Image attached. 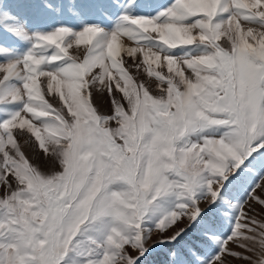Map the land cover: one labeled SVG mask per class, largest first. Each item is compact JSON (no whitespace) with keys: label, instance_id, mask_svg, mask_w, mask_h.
<instances>
[{"label":"snow or ice","instance_id":"6c2138e0","mask_svg":"<svg viewBox=\"0 0 264 264\" xmlns=\"http://www.w3.org/2000/svg\"><path fill=\"white\" fill-rule=\"evenodd\" d=\"M0 73V264H264V0H0Z\"/></svg>","mask_w":264,"mask_h":264},{"label":"rangeland","instance_id":"374dc122","mask_svg":"<svg viewBox=\"0 0 264 264\" xmlns=\"http://www.w3.org/2000/svg\"><path fill=\"white\" fill-rule=\"evenodd\" d=\"M157 2L166 3L167 0H157ZM225 40H226V38H222L221 43L224 44ZM85 50L86 49L84 48V46H80L79 49H77L74 46L69 51L72 55L77 56L79 58H82ZM118 59H122L125 62V67H128L129 72L133 75V77L137 81H143L146 85H148L150 87H154L155 79L148 77L147 73L143 70V68L137 70L134 66L129 67V65L132 64L131 58L127 57L122 52L121 57H118ZM94 71H98V69H96ZM165 72H166V69H165ZM2 76H3V73H0V77H2ZM41 79L43 80L44 78H41ZM154 94H158V92L154 93ZM53 95H55V94H53ZM93 98H94V101L96 103V106L99 108V110L101 112L107 113L110 110V101L108 99L106 92L104 94L103 100H101L99 94L96 93L95 91L93 92ZM46 99H49L50 102L54 104V106H57V107L61 106V105L56 103V100L52 99L51 97H49L47 95H46ZM57 99H58V97H57ZM19 139H20L21 144L23 145V141L25 138L20 137ZM24 150H25L26 154L29 156V158L33 157L34 153H33L32 148L30 146H24ZM261 183H264V181H261ZM2 194H3V189L0 188V195H2ZM257 194L264 196V193H261V191L259 189H257ZM254 207H255L256 211L250 213V215H255L259 221L264 222V207H262L259 204H254ZM245 208H247V205H245ZM227 227H228V225H227V222L225 221L222 231H226ZM168 234L170 235V233H168ZM155 238H156V234L154 233L152 239H155ZM148 243L151 244L152 240H149ZM229 247L235 248V245L231 244V242H230ZM236 250H239V249H236ZM153 259H155L157 261H162L164 259L163 250L157 249V252L154 254ZM229 261H230V264H248L247 261L235 260L231 257H229Z\"/></svg>","mask_w":264,"mask_h":264}]
</instances>
